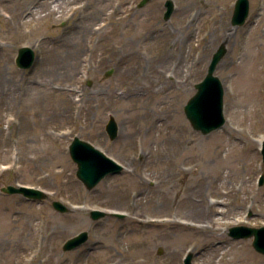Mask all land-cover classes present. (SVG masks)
Segmentation results:
<instances>
[{"label": "rangeland", "instance_id": "374dc122", "mask_svg": "<svg viewBox=\"0 0 264 264\" xmlns=\"http://www.w3.org/2000/svg\"><path fill=\"white\" fill-rule=\"evenodd\" d=\"M140 1L0 0V264H183L189 253L192 264H264L252 238L228 234L264 226V0H248L242 26L230 22L236 0H171L168 20L166 0ZM220 44L225 123L204 135L183 107ZM24 46L36 57L26 70L15 65ZM74 137L124 170L86 190ZM82 231L88 241L63 251Z\"/></svg>", "mask_w": 264, "mask_h": 264}, {"label": "water", "instance_id": "95a60500", "mask_svg": "<svg viewBox=\"0 0 264 264\" xmlns=\"http://www.w3.org/2000/svg\"><path fill=\"white\" fill-rule=\"evenodd\" d=\"M148 0H142L138 7L143 6ZM166 12L164 20H168L173 12V3L171 0L165 2ZM249 11L248 0H236L234 12L231 18V24L241 26L244 24ZM226 53L224 44H221L214 52L208 65L207 73L202 81L195 85L196 93L189 99L184 106V113L194 130L200 131L206 135L219 129L225 122L223 115V86L221 81L213 73L217 64ZM35 54L28 47H21L17 51L15 65L20 69H28L33 66ZM110 72L106 73L109 75ZM106 132L111 140L117 136V124L110 117L106 125ZM69 154L77 166L76 177L82 182L87 190L94 188L107 175L117 174L122 171V166L107 157L103 152L93 147L90 143L75 137L69 145ZM264 161V142L262 148ZM262 182V181H261ZM1 191L5 194H18L29 200H42L46 194L38 189L25 186H6ZM52 207L61 213L69 212L66 206L59 201H53ZM116 217H123L119 213H111ZM108 213L99 210H92L90 217L93 220L104 218ZM229 235L233 238L253 237L252 246L254 249L264 254V227H233L229 230ZM88 239L87 232H81L78 235L67 240L63 245V251L73 250L85 243ZM160 250L158 254H161ZM192 255H188L184 264H191Z\"/></svg>", "mask_w": 264, "mask_h": 264}, {"label": "bare ground", "instance_id": "6f19581e", "mask_svg": "<svg viewBox=\"0 0 264 264\" xmlns=\"http://www.w3.org/2000/svg\"><path fill=\"white\" fill-rule=\"evenodd\" d=\"M194 1H201V0H194ZM219 2H222V1H224V0H218ZM77 52L76 51H74L73 52V55L74 54H76ZM2 76V75H1ZM4 80V78H2V77H0V81H2V82H4L3 81ZM3 91V89H2V87H0V92H2ZM261 142V139L258 141V143H260ZM193 201L195 202V203H200V199L199 198H196V199H193ZM210 205H215V204H219V205H221V203H219V202H210L209 203ZM195 205H192V207H194ZM195 207H197V206H195ZM182 223H185V224H190V222L189 221H183ZM196 223H200V222H196ZM200 224H202L200 227L202 228V229H207L209 226L208 225H205V224H203V223H200Z\"/></svg>", "mask_w": 264, "mask_h": 264}]
</instances>
